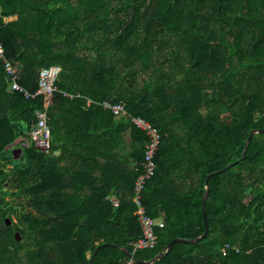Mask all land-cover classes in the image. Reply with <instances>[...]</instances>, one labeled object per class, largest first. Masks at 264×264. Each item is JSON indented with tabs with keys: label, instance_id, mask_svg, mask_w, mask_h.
Segmentation results:
<instances>
[{
	"label": "trees",
	"instance_id": "obj_1",
	"mask_svg": "<svg viewBox=\"0 0 264 264\" xmlns=\"http://www.w3.org/2000/svg\"><path fill=\"white\" fill-rule=\"evenodd\" d=\"M0 44V264H146L205 234L207 177L229 165L210 180L207 236L152 264H264V133L242 159L264 130V0H0ZM53 64L48 153L31 131L49 96L33 95ZM135 117L161 132L142 201L164 221L136 252L149 134Z\"/></svg>",
	"mask_w": 264,
	"mask_h": 264
},
{
	"label": "built area",
	"instance_id": "obj_2",
	"mask_svg": "<svg viewBox=\"0 0 264 264\" xmlns=\"http://www.w3.org/2000/svg\"><path fill=\"white\" fill-rule=\"evenodd\" d=\"M4 48L0 44V55L3 56ZM6 67L11 74V85L12 90H21L25 93L27 97L31 94L25 91L23 87L19 84V75L15 67L11 65L9 61L6 60ZM62 66L59 64H53L50 66L43 67L40 70L39 88L33 96L38 94H47L49 99L46 104V109L41 111L38 116L37 122L31 131V142L38 148L51 153L53 151L52 137L53 131L50 125V117L48 113V108L53 102L54 93L58 90L57 81L61 75ZM69 96H74L68 94ZM94 99H89L88 103L91 105L94 103ZM106 109H111L116 114L117 118L120 119L126 112V106L124 103H112L110 101H105L103 103ZM133 124L143 130H146L149 134L148 141L146 142L145 157L143 162V171L136 180L134 191V201L138 206V217L139 223L142 228V237L133 244L134 252L138 250L154 249L157 246V239L155 236V228L164 227V221L154 220L147 215L145 207L142 201V192L146 181L152 178L156 171L155 155L160 146L161 135L157 127H155L150 121L142 118L135 117L132 118ZM116 264H137L135 259L131 258L129 261L118 262Z\"/></svg>",
	"mask_w": 264,
	"mask_h": 264
},
{
	"label": "water",
	"instance_id": "obj_3",
	"mask_svg": "<svg viewBox=\"0 0 264 264\" xmlns=\"http://www.w3.org/2000/svg\"><path fill=\"white\" fill-rule=\"evenodd\" d=\"M263 133H264V130H255V131H253V132L250 134V136H249V138H248L247 147H246V150H245V152H244V154H243V156H242V159H245V157H246L247 150H248V148H249V145H250V142H251L253 136H254V135H257V134H263ZM23 152H24V147H23V148H16V149H15V153H23ZM58 153H60V152L58 151ZM231 167H232V165H229V166H227L226 168H224V169H222V170H220V171H218V172H216V173H213V174H211V175H209V176L207 177V180H206V188H207V192H206V194H205V196H204V200H203V215H204V219H205V223H206V232H205V234L202 235V236H200V237H198V238H196V239H193V240H185V239H180V238H176V239H174V240L168 245L165 254H160V255H158V256L155 257L153 260H151V261H149V262H145L146 264H152V263H155V262L159 261L160 259H162L163 257H165V256L169 253L170 249L173 247L174 243H178V242H179V243H186V244L197 243V242H200L201 240H203V239L207 236L208 232L210 231V228H209V225H208L207 215H206V202H207V198H208V196H209V194H210V180H211L213 177L217 176L218 174L224 173L225 171L229 170ZM0 173H1V174L4 173V169H2V170L0 171ZM5 222H6L7 224H11V223H12V219H10V218H6ZM18 239L21 240V237L19 236ZM128 256H129L130 258H134L133 255L130 254V253H128Z\"/></svg>",
	"mask_w": 264,
	"mask_h": 264
},
{
	"label": "rangeland",
	"instance_id": "obj_4",
	"mask_svg": "<svg viewBox=\"0 0 264 264\" xmlns=\"http://www.w3.org/2000/svg\"><path fill=\"white\" fill-rule=\"evenodd\" d=\"M128 135H129V133H128ZM128 135H127V136H128ZM128 138L130 139V136H128ZM19 141H20V140H19ZM18 143H19V142H18ZM18 143H17V144H18ZM14 147H15V146H14ZM15 148H20V147H19V146H16ZM21 148H23V146H22ZM11 167H12V166H11ZM13 219H14V221L17 220V218H16L15 216L13 217Z\"/></svg>",
	"mask_w": 264,
	"mask_h": 264
},
{
	"label": "crops",
	"instance_id": "obj_5",
	"mask_svg": "<svg viewBox=\"0 0 264 264\" xmlns=\"http://www.w3.org/2000/svg\"><path fill=\"white\" fill-rule=\"evenodd\" d=\"M15 18H17V15H14V16L9 17L8 20L15 19ZM127 135H128V133H127ZM128 136H130V135H128Z\"/></svg>",
	"mask_w": 264,
	"mask_h": 264
}]
</instances>
